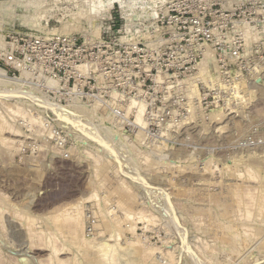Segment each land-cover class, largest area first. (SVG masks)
<instances>
[{
  "label": "rangeland",
  "instance_id": "1",
  "mask_svg": "<svg viewBox=\"0 0 264 264\" xmlns=\"http://www.w3.org/2000/svg\"><path fill=\"white\" fill-rule=\"evenodd\" d=\"M0 126V264H264V0H0Z\"/></svg>",
  "mask_w": 264,
  "mask_h": 264
},
{
  "label": "bare ground",
  "instance_id": "2",
  "mask_svg": "<svg viewBox=\"0 0 264 264\" xmlns=\"http://www.w3.org/2000/svg\"><path fill=\"white\" fill-rule=\"evenodd\" d=\"M92 1L98 5V2H99L100 0H99V1H98V0H90V3H91ZM117 1H119V0H117ZM112 2H113V0H112ZM101 3H102V2H101ZM122 4H123V3H122ZM119 5H120V4H119ZM100 6H101V5H100ZM100 6H99V8H101ZM96 7H97V6H96ZM116 7H117V6H116ZM142 7H143V6H142ZM144 7H145V6H144ZM110 8H111V7H110ZM112 8H113V7H112ZM125 8H126V6H125V5H122V9H125ZM107 9H108V8H107ZM131 9H132V8H131ZM109 10H110V9H109ZM101 11H103V10H101ZM105 11H106V12H109V11H107V10H105ZM127 11H128V10H127ZM135 11H136V10H135ZM140 11H141V10H140ZM143 11H144V10H143ZM88 12H89V11H88ZM128 12H129V11H128ZM128 12H127V13H128ZM95 13L98 14L97 11H96ZM121 13H122V12H121ZM124 13H125V12H124ZM89 14H90V13H89ZM99 15H100V14H99ZM79 16H80V15H79ZM88 17H89V16H88ZM88 17H87V18H88ZM87 18H86V19H87ZM91 18H92V17H91ZM96 18H97V15H96ZM89 19H90V18H89ZM89 19H88V20H89ZM98 19H99V18H98ZM94 20H95V19H94ZM130 20H131V19H130ZM97 33H98V32H97ZM94 34H95V33H94ZM209 53H210V52H209ZM206 56H207V55H206ZM204 61H205V60H204ZM201 62H202V61H201ZM201 62H200V63H201ZM212 62H213V61H212ZM202 63H203V62H202ZM198 65H199V64H198ZM203 65H204V64H203ZM19 66H20V65H19ZM204 66H205V65H204ZM200 69H203V68H200ZM201 72H202V71H201ZM201 72H199V73H201ZM203 72H204V70H203ZM203 72H202V73H203ZM196 74H197V73H196ZM203 74H204V73H203ZM206 74H207V73H206ZM207 75H208V74H207ZM23 76H24V75H23ZM204 76H205V75H204ZM205 77H206V76H205ZM205 77H204V78H205ZM158 79H159V78H158ZM7 81H8V80H7ZM47 82H48V81H47ZM51 82H52V81H51ZM51 82H50V84H51ZM185 83H186V82H185ZM56 84H57V83H56ZM56 84H55V85H56ZM177 84H178V83H177ZM20 85H22V84H20ZM47 85H48V83H47ZM57 87H58V86H57ZM17 90H18V89H17ZM74 90H75V89H74ZM186 90H187V89H186ZM4 92H5V91H4ZM4 92H3V93H4ZM74 92H75V91H74ZM7 93H9V92H7ZM13 93H14V92H13ZM16 93H17V92H16ZM245 93H246V92H245ZM186 94H188V91H187ZM195 94H197V93H194V95H195ZM198 96H199V95H198ZM195 97H196V96H195ZM188 99H189V97H188ZM190 99H191V98H190ZM193 99H194V98H193ZM189 101H191V100H189ZM135 103H136V102H135ZM188 103H189V102H188ZM193 104H194V103H193ZM136 105H137V104H136ZM141 105H142V104H141ZM198 105H199V104H198ZM97 106H98V105H97ZM99 106H100V105H99ZM189 106H190V105H189ZM3 107H4V106H3ZM134 107H135V106H134ZM96 108H98V107H96ZM100 108H101V107H100ZM144 108H145V107H144ZM144 108H143L142 106H139L138 111H137L138 113H137V117H136V118H137V120H138L139 122H141V124H142V121H141V120L143 119V118H142V116H143V112H144V110H146V108H145V109H144ZM8 109H9V108H8ZM98 109H99V108H98ZM199 109H200V108H199ZM5 110H6V109H5ZM192 111H193V110H192ZM192 111H191V112H192ZM11 112H12V111H11ZM16 112H17V111H16ZM2 119H3V118H2ZM3 121H4V120H3ZM143 123H144V122H143ZM2 124H3V122H2ZM2 124H1V125H2ZM145 124H146V123H145ZM0 128H3V126H0ZM4 129H5V128H4ZM0 130H1V129H0ZM11 130H12V128H11ZM2 131H3V130H1V132H2ZM0 134H1V133H0ZM107 149H108V148H107ZM211 162H213V161H211ZM208 166H209V165H208ZM217 166H218V165H217ZM206 167H207V166H206ZM215 167H216V164H215ZM235 167H237V166H235ZM246 167H247V166H245V168H246ZM100 168H101V166H100ZM105 168H107V167L105 166ZM196 168H197V167H196ZM216 168H217V167H216ZM220 169H221V168H220ZM246 169H250V168H246ZM102 170H103V169H102ZM104 170H105V169H104ZM212 170H213V169H212ZM214 170H218V169H214ZM214 170H213V172H214ZM225 170H226V169H225ZM234 170H237V169L234 168L233 171H234ZM238 170H239V169H238ZM220 171H222V170H220ZM233 171H232V172H233ZM244 171H245V170H244ZM249 171H251V170H249ZM249 171H246V172L248 173ZM99 172H101V171H99ZM236 172H237V171H235V173H236ZM239 172H240V171H239ZM246 172H244V173H245L244 176L246 175ZM104 173H105V172H104ZM221 173H222V172H221ZM241 173H242V172H241ZM252 173H253V172H252ZM250 174H251V172H250ZM253 174H254V173H253ZM253 177H254V176H253ZM253 177H252V180H253ZM249 179H250V178H249ZM102 184H104V183H102ZM104 186H105V185H104ZM123 187H124V186H123ZM106 188H107V187H106ZM120 189H121V187H120ZM123 189H125V188H123ZM249 190H250V189H249ZM249 190H248V191H249ZM120 191H121V190H120ZM160 191H161V190H160ZM245 191H246V190H245ZM255 191H256V189H255ZM117 192H118V191H117ZM124 192H125V191H124ZM124 192H122V193H124ZM251 192H252V191H251ZM256 192H257V191H256ZM126 193H127V192H126ZM237 193H238V192H237ZM247 193L250 195L249 192H247ZM253 193H254V192H253ZM259 193H260V194H259V197H260L261 192H259ZM116 194H117V193H116ZM120 194H121V192H120ZM127 194H128V193H127ZM254 194H255V193H254ZM121 195H122V194H121ZM129 195H130V193H129ZM246 195H247V194H246ZM246 195H245L244 197H245V198H246V197L248 198V195H247V196H246ZM262 195H263V194H262ZM262 195H261V196H262ZM94 196H95V195H94ZM104 196H105V195H104ZM110 196H112V195L110 194ZM110 196H109V197H110ZM116 196H117V195H116ZM116 196H115V197H116ZM118 196H119V195H118ZM251 196H252V195H250V197H251ZM107 197H108V196H107ZM109 197H108L107 199H109ZM226 197H227V196H226ZM226 197H225V198H226ZM238 197H239V196H238ZM253 197H254V195H253ZM257 197H258V196H257ZM262 197H263V196H262ZM262 197H261V199H260V198H259V199H260V200H263ZM132 198H133V197H132ZM251 198H252V197H251ZM251 198H250V199H251ZM254 198H255V197H254ZM263 198H264V197H263ZM107 199H106V200H107ZM111 199H112V198H111ZM128 199H129V197H128ZM135 199H136V198H135ZM135 199H134V200H135ZM212 199H213V198H212ZM252 199H253V198H252ZM101 200H102V199H101ZM138 200H139V199H138ZM210 200H211V199H210ZM213 200H214V199H213ZM220 200H221V199H220ZM223 200H224V199H223ZM232 200H233V199H232ZM240 200H241V199H240ZM242 200H244V201H242ZM242 200H241V201L244 203V202H245V199L242 198ZM246 200H247L246 202L248 203V199H246ZM254 200H255V199H254ZM254 200H252L251 202H253ZM256 200H257V199H256ZM256 200H255V201H256ZM120 201H121V200H120ZM129 201H130V200H129ZM131 201H132V200H131ZM216 201H217V199H216ZM237 201H238V200L236 199V202H237ZM255 201H254V202H255ZM80 202H81V201H80ZM80 202H79V203H80ZM111 202H112V201H111ZM135 202H136V201H135ZM223 202H224V201H223ZM238 202H239V201H238ZM238 202L235 203V205L238 207V209H239V206H240V208L242 209V211H244V212H241L242 214L240 213V211H239V212H237V211L235 212L237 215H239L238 218H236V219H238V221H239V219L242 221V219L240 218V217H241L240 215H242V217H243V223H244V220H245V219H246V220L250 219V216H251L252 213H256V214H257V212L255 211L256 209H254L255 212H251V211H253V210L250 211L249 208H250V206L252 205L251 202H250L251 205H250V206L248 205L249 208L247 207L246 202H245V205H243V206H241L243 203H240V202H239L240 205H238ZM79 203L77 204V206L75 205V207H69V208L71 209V210H70V213H71V214L68 213V214H69V215H68L66 211H63V212L66 213V214H65V218L67 219V222H77V223H79V222L81 221V219H82V214H83L82 212H83V211H82V209H81L82 204H79ZM124 203H125V202H124ZM130 203H134V202H130ZM137 203H138V202H137ZM218 203H219V201H218ZM221 203H222V202H221ZM221 203H220V204H221ZM225 203H226V202H225ZM259 203H260V202L258 201L257 204H259ZM118 204L120 205V203H118ZM216 204H217V202H216ZM216 204H215V205H216ZM226 204H227V203H226ZM121 205H122V204H121ZM121 205H120V207H121ZM128 205H129V203H128ZM221 205H222V204H221ZM255 205H256V202H255V204L253 203V206H252V207L255 208ZM259 205H260V204H259ZM133 206H134V205H133ZM137 206H138V205H137ZM207 206H209V205H207ZM223 206H224V205H223ZM236 206H235V207H236ZM261 206H262V205H261ZM261 206H260V207H261ZM218 207H219V206H218ZM225 207H226V206H225ZM232 207H233V206H231V208H232ZM69 208H67V210H68ZM72 208H73V209H72ZM105 208H106V206H105ZM118 208H119V207H118ZM118 208H116V209H118ZM121 208H122V207H121ZM121 208H120V209H121ZM226 208H227V207H226ZM257 208H258V206H257ZM103 209H104V208H103ZM103 209H102V210H103ZM131 209H132V208H131ZM208 209H209V208H208ZM219 209H220V208H219ZM219 209H218V210H219ZM241 209H240V210H241ZM258 209H259V208H258ZM64 210H65V209H64ZM72 210H74V211L71 212ZM128 210H129V209H128ZM136 210H137V209H136ZM136 210H135V211H136ZM201 210H202V209H201ZM211 210H212V209H211ZM223 210H224V208H223ZM225 210H226V209H225ZM233 210H235V209H233ZM133 211H134V210H133ZM133 211H132V213H133ZM229 211H230V209H229ZM231 211H232V210H231ZM258 211H260V212H259L260 214L258 213V215H261V210H258ZM108 212L110 213L111 211L108 210ZM129 212H130V211H129ZM198 212H199V210H198ZM206 212H207V211H206ZM210 212H211V211H210ZM219 212H220V215H221V212H222V211L219 210ZM105 213H106V212H105ZM111 213H112V212H111ZM111 213H110V214H111ZM132 213H131V214H132ZM138 213H139V212H138ZM200 213H201V212H200ZM200 213H199V214H200ZM207 213H208V212H207ZM214 213H215V212H214ZM223 213H224V212H223ZM238 213H239V214H238ZM243 213H244L245 216H243ZM63 214H64V213H63ZM106 214H107V213H106ZM113 214H114V213H113ZM126 214H127V213H126ZM135 214H136V213H135ZM226 214H228L227 211H226ZM231 214H233V213H231ZM231 214H228L229 217H226V218H224V219L230 218V215H231ZM67 215H68V216H67ZM123 215H124V212H123ZM197 215H198V214H197ZM211 215H212V214H211ZM222 215H223V214H222ZM254 215H255V214H253L252 217H253ZM61 216H62V214H61ZM101 216H102V215H101ZM103 216H104V215H103ZM103 216H102V217H103ZM107 216H108V215H107ZM139 216H140V215H139ZM198 216H199V215H198ZM213 216H215V214H214ZM233 216H234V214H233ZM233 216H231V217H233ZM29 217H30V216H29ZM104 217H106V216H104ZM117 217H118V216H116L115 219H116ZM135 217H136V216H135ZM200 217H201V216H200ZM235 217H237V216L235 215ZM261 217H262V216H261ZM30 218H31V217H30ZM62 218H64V216H63ZM83 218H84V217H83ZM109 218H110V217H109ZM145 218H146V217H145ZM145 218H144V221H145V225H146V224L149 223V221L147 222V220H145ZM219 218H220V217H219ZM221 218L223 219V217H221ZM244 218H245V219H244ZM253 218H254V217H253ZM257 218H258V217H257ZM55 219H56V218H55ZM103 219H104V218H103ZM110 219H111V218H110ZM137 219H138V218H137ZM147 219H149V218H147ZM152 219H153V218H152ZM233 219H234V217H233ZM233 219H230V221L233 220ZM236 219H234L233 221L235 222ZM255 219H256V218H255ZM259 219H260V218H259ZM141 220H142V219H141ZM217 220H218V219H217ZM253 220H254V219H253ZM28 221H29V220H28ZM31 221H32V220H31ZM82 221H83V220H82ZM104 221H105V220H104ZM124 221H125V220H122L121 222H124ZM227 221H228V223H230L229 220H227ZM236 221H237V220H236ZM29 222H30V221H29ZM52 222H53V221H52ZM83 222H84V221H83ZM105 222H107V221H105ZM110 222H111V221H110ZM146 222H147V223H146ZM219 222H220V221H219ZM224 222H225V221H224ZM234 222H233V223H234ZM246 222H247V221H246ZM30 223H31V222H30ZM56 223H58V222L56 221ZM80 223H81V222H80ZM221 223H222V222H221ZM221 223H219V224H221ZM247 223H248V222H247ZM52 224H54V222H53ZM72 224H74V223H72ZM231 224H232V222H231ZM235 224L238 225V222H237V223L235 222ZM248 224H249V223H248ZM32 225H33V224H32ZM54 225H55V224H54ZM54 225H53V226H54ZM58 225H59V224H58ZM58 225H57V226H58ZM81 225H82V223H81ZM81 225H79V226H81ZM108 225H109V224H108ZM112 225H113V224H112ZM119 225H120V224H119ZM124 225H125V223H124ZM239 225H240V224H239ZM243 225H244V224H243ZM243 225H242V226H243ZM53 226H52V227H53ZM57 226H56V227H57ZM61 226H63V225H60V226L57 227V228L60 229V228H62ZM74 226H76V223H75ZM77 226H78V224H77ZM77 226H76L75 228H74L73 226H71V227H73L72 229L70 228L71 231H73V229H74L75 231H77V228H78ZM106 226H107V225H106ZM121 226H122V225H121ZM217 226H218V225H217ZM232 226H234V225H232ZM242 226H241V227H242ZM244 226H245V225H244ZM56 227H54V228H56ZM107 227H108V226H107ZM118 227H119V226H118ZM225 227H226V226H225ZM229 227H231V225L228 226V229L230 230ZM238 227H239V226L236 227L237 230H238ZM57 228H56V230H57ZM64 228H65V227H64ZM114 228L116 229L117 227L115 226ZM120 228H121V227H120ZM129 228H130V227H129ZM219 228H220V227H219ZM223 228H224V227H223ZM232 228H233V227H232ZM232 228H231V229H232ZM239 228H240V227H239ZM243 228H244V227H243ZM243 228H242V229H243ZM246 228H247V229H246ZM248 228H249V227H247V225H246V227H245V230H246V231H244L245 234L247 233V230H248V232H249L250 229H248ZM250 228H251V227H250ZM44 229H45V228H44ZM107 229H108V228H107ZM115 229H114V230H115ZM224 229H225V228H224ZM233 229H234V228H233ZM240 229H241V228H240ZM34 230H35V229H34ZM50 230H51V229H49V230L46 229L47 232L50 231ZM56 230H55V231H56ZM64 230H65V229H64ZM79 230H80V228H79ZM83 230H84V229H83ZM220 230H221V228H220ZM237 230H236V231H237ZM243 230H244V229H243ZM253 230H254V229H253ZM35 231H36V230H35ZM46 231H45V232H46ZM55 231H54V233H52L53 235L55 234ZM81 231H82V227H81ZM222 231H223V232H221V231H220V232H221V233H225L224 230H222ZM231 231H232V230H231ZM236 231H235V232H236ZM254 231H255V230H254ZM51 232H52V231H51ZM82 232H83V231H82ZM226 232H227V230H226ZM233 232H234V231H233ZM238 232H239V231H238ZM240 232H242V230H241ZM42 233H43V231H42ZM42 233H41V236L44 234V233H43V234H42ZM77 233L80 234V231H78ZM221 233H220V235H221ZM227 233H228L227 235H229V231H228ZM230 233H231V232H230ZM236 233H237V232H236ZM257 233H258V232H257ZM37 234H38V233H37ZM52 234H51V235H52ZM60 234H61V229H60ZM66 234H67V233H66ZM78 234H76L75 236H76V237H79ZM114 234H115L116 237H118V235H119L120 233H118V231H116ZM239 234H240V233H239ZM239 234H238V235H239ZM248 234H249V233H248ZM39 235H40V234H39ZM45 235H46V234H44V236H45ZM51 235H50V232H49V234L47 233V236H48V237H47V236H46V237H47V240H48L49 247H47V246H46V247H47V248H50V247H51L52 250H50V251H52L53 254H56V255H57V251H58V253H59V250L56 249V247H57L56 245H55L56 247H55V246H52V244H55V243H54L55 240L53 239V235H52V238H51ZM56 235H58L57 231H56ZM56 235H55V236H56ZM67 235H68V234H67ZM72 235H73V234H72ZM72 235H71V237H72ZM236 235H237V234H236ZM236 235H235V236H236ZM240 235H242V234H240ZM240 235H239V236H240ZM243 235H244V234H243ZM44 236H43V237H44ZM59 236H60V235H59ZM61 236H62V234H61ZM80 236H81V235H80ZM82 236H83V235H82ZM224 236H226V235H224ZM224 236H223V238H224ZM232 236H233V235H232ZM257 236H258V235H257ZM43 237H41V238L43 239ZM63 237H64V236H62V238H63ZM236 237H238V236H236ZM244 237H245V236H244ZM225 238H226V237H225ZM227 238H228V237H227ZM230 238H231V237H230ZM232 238L234 239V236H233ZM60 239H61V238H60ZM71 239H72V244H73V243L76 244V243L79 241V240L76 241V239H78V238H75L74 236H73ZM82 239H83V238H82ZM220 239H221V238H220ZM237 239H238V238H237ZM239 239H240V238H239ZM261 239H262V238H261ZM43 240H44V239H43ZM47 240H46V241H47ZM52 240H54V241H52ZM57 240H58V239H57ZM235 240H236V239H234L233 241L235 242ZM65 241H66V240H65ZM80 241H81V240H80ZM92 241H93V239H92ZM92 241H91V242H92ZM224 241H225V240H224ZM229 241H230V240H229ZM255 241H256V240H255ZM43 242H44V241H43ZM52 242H53V243H52ZM70 242H71V241H70ZM56 243H57V241H56ZM66 243H68V242H66ZM80 243H81V242H80ZM92 243H93V242H92ZM237 243H238V242H237ZM68 244H69V243H68ZM78 244H79V242H78ZM83 244H84V243H83ZM89 244H90V243H89ZM230 244H231V243H230ZM241 244H242V243H241ZM79 245H80V244H79ZM85 245H86V243H85ZM85 245H83V246H85ZM87 245H88V243H87ZM92 245H93V244H92ZM227 245H229V244H227ZM227 245H226V246H227ZM77 246H78V245H77ZM81 246H82V245H81ZM93 246H95V245H93ZM98 246H99V245H98ZM113 246H114V245H113ZM113 246H112V247H111V246H107V243H106V244L104 243L103 245H101V248H100L101 256H99V257H102V258L104 257L103 260H104V259H106V260H111V259H113V258H112V255H111V254H112L111 249L114 248ZM54 247H55V248H54ZM134 247H135V246H134ZM230 247H231V246H230ZM76 248H77V247H76ZM80 248H81V247H80ZM96 248H97V247H96ZM239 248H240V247H239ZM83 249H85V247H84ZM87 249H89V248H87ZM139 249H140V248H139ZM139 249H138V250H139ZM232 249H234V248H232ZM63 250H64V249H63ZM75 250H76V249H75ZM79 250H80V249H79ZM79 250H78V251H79ZM91 250H92V248H91ZM91 250H90V251H91ZM93 250H94V249H93ZM135 250H137V247L135 248ZM135 250H134L133 248L130 249L131 253H133ZM138 250H137V251H138ZM142 250H143V249H142ZM237 250H238V249H237ZM237 250H235V251H237ZM86 251H88V250H86ZM139 251H140V250H139ZM146 251H147V250H146ZM79 252H80V251H79ZM94 252H95V251H94ZM84 253H85V252H84ZM115 253H116V252H115ZM117 253H118V252H117ZM131 253H130V254H131ZM136 253H137V252H136ZM138 253H139V252H138ZM142 253H143V252H142ZM78 254H79V253H78ZM118 254H119V253H118ZM120 254H121V253H120ZM51 255H52V254H51ZM79 255H80V254H79ZM132 255H133V254H132ZM134 255H135V253H134ZM54 256H55V255H53V257H54ZM57 256H58V255H57ZM80 256H81V255H80ZM84 256H86V255H84ZM87 256H88V255H87ZM140 256H141V255H140ZM53 257H52V258H53ZM94 257H95V256H94ZM83 258H84V257H83ZM85 258H87V257H85ZM89 258H90V257H89ZM50 259H51V258H50ZM50 259H49V260H50ZM57 259H58V258H57ZM114 259H115V256H114ZM114 259H113V260H114ZM116 259H118V256H117ZM52 260H53V259H52ZM86 260H87V259H86ZM113 260H112V261H113ZM135 260H136V259H135ZM56 261H57V260H56ZM58 261H59V260H58ZM61 261H62V260H61ZM65 262H66V261H65ZM104 262H106V261L104 260ZM119 262H120V261H119ZM51 263H52V261H51ZM58 263H59V262H57V264H58ZM62 263H63V261H62ZM62 263H61V264H62ZM66 264H68V263H66ZM74 264H75V263H74ZM134 264H135V263H134ZM136 264H137V262H136Z\"/></svg>",
  "mask_w": 264,
  "mask_h": 264
}]
</instances>
